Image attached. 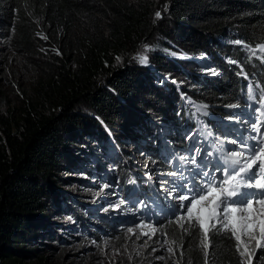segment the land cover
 <instances>
[{"label":"trees","instance_id":"1","mask_svg":"<svg viewBox=\"0 0 264 264\" xmlns=\"http://www.w3.org/2000/svg\"><path fill=\"white\" fill-rule=\"evenodd\" d=\"M0 40L43 70L5 108L0 75V264H51L45 241L64 240L48 231V217L74 213L59 205L57 173L75 144L94 139L107 151V139L165 138L186 161V125L184 133L201 128L219 139L228 131L219 120L252 119L258 104L246 94L249 81L264 88V0H0ZM148 40L155 46L143 65L134 56ZM199 53L207 59L187 58ZM144 160L163 176L178 174L168 158ZM157 219L178 264L244 259L230 232L210 229L205 240L194 222ZM262 253L251 264H264Z\"/></svg>","mask_w":264,"mask_h":264},{"label":"rangeland","instance_id":"2","mask_svg":"<svg viewBox=\"0 0 264 264\" xmlns=\"http://www.w3.org/2000/svg\"><path fill=\"white\" fill-rule=\"evenodd\" d=\"M145 45H148L147 51ZM154 46L155 41H145L135 54V61L138 62L136 57L139 55L149 58ZM204 57V54L199 53L187 58L207 59ZM38 71L43 72L40 66L27 65L14 55L5 41L0 40V75H5L2 84L5 98L1 107L5 108L8 102L13 103L22 94V91L19 92L20 86H30V80L38 76ZM212 72V69L202 71L206 74ZM251 115L252 119L242 117L237 122L219 120L218 130L221 127L228 130L221 132L222 137L219 139L217 133L208 135L201 128L193 135L192 130L184 133L187 125L182 135L189 147L192 144L195 146L196 140L199 141L198 146L206 140L210 144H204L211 145L212 149L221 147L219 143L227 151L234 150L236 145L231 143L232 140L239 143L240 139L256 134L250 127L255 118ZM190 134L191 139L186 138ZM133 137L130 140L125 136L120 142L107 139L104 143L107 151L98 140L93 142L94 139L90 141L91 144L87 141L75 144L78 150L69 153V157L61 163V173H57L60 178L59 205H68L74 213L57 209L48 217V231L54 228L64 240L56 236L45 241L50 246L42 248L51 264H178L162 235V222L157 218H172L176 214L179 205L177 197L181 193L175 182L181 175L185 176L183 173L187 175L193 170L194 166L188 162L192 158L186 161L181 159L184 150L178 149L165 138L153 144L147 138ZM90 146L97 151L86 155ZM145 155L158 161L168 158L169 165L173 168L177 166L175 171L178 174L166 173L163 176L165 172L156 169L154 162L147 167ZM67 166H79L81 169L71 170ZM179 167L189 170L184 169L182 172ZM252 169L254 172L256 166ZM122 171L128 174L124 185H120L123 183L120 179ZM174 187H177V191L172 192ZM81 214L87 220H80ZM130 227L134 232L127 231ZM255 235L258 238V232ZM241 238L253 254L252 258L261 252L262 247H256V239H250L247 235Z\"/></svg>","mask_w":264,"mask_h":264},{"label":"snow or ice","instance_id":"3","mask_svg":"<svg viewBox=\"0 0 264 264\" xmlns=\"http://www.w3.org/2000/svg\"><path fill=\"white\" fill-rule=\"evenodd\" d=\"M155 15L156 18L161 16L159 12ZM234 43L241 44L242 42L236 40ZM144 47L147 51L148 45ZM260 48L261 51H264V45H261ZM136 59L143 65L148 62L146 55H139ZM244 75L247 79V74ZM246 94L249 100L257 101L258 104L253 110V115L256 118L250 125L256 134L247 139H240L239 143L237 140H232L231 143L236 145V149L226 151L217 161L214 169H210L206 162L207 157L213 156L212 151H205L204 159L197 161L196 157L201 155L197 140L196 145L192 148V159L188 161L194 166L193 170L188 176L181 175L175 182L181 194L177 197L179 205L176 214L169 220L170 223L195 222V225L202 231L205 240L208 238L210 229H215L217 234L230 232L237 242L236 250L244 258L241 260V264H245V260L251 264L253 255L249 252L247 245H244L242 235L256 239L257 248L264 247V139L259 136V116L264 115V88L257 83L254 89L252 82L249 81L246 86ZM232 107H236V105H232ZM186 138L191 139V135ZM249 141H253V143H249ZM257 162H259L258 166ZM253 166H256V170L250 172ZM171 175H175V173H171ZM181 181H185V183H181ZM104 187H108V185H104ZM241 189H255L256 192H242ZM171 191H177V187ZM118 208L119 205H117ZM149 226L151 227V225ZM127 231L134 232V229L130 227ZM257 232L258 238L255 235ZM261 256L264 258V253Z\"/></svg>","mask_w":264,"mask_h":264},{"label":"bare ground","instance_id":"4","mask_svg":"<svg viewBox=\"0 0 264 264\" xmlns=\"http://www.w3.org/2000/svg\"><path fill=\"white\" fill-rule=\"evenodd\" d=\"M210 144V143H209Z\"/></svg>","mask_w":264,"mask_h":264}]
</instances>
